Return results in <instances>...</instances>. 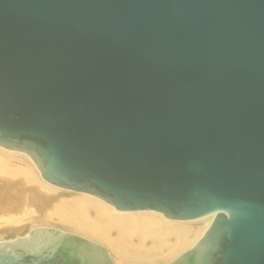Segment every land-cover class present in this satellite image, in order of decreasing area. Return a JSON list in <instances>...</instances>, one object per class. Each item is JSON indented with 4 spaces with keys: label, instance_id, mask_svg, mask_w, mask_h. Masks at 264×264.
I'll use <instances>...</instances> for the list:
<instances>
[{
    "label": "water",
    "instance_id": "obj_1",
    "mask_svg": "<svg viewBox=\"0 0 264 264\" xmlns=\"http://www.w3.org/2000/svg\"><path fill=\"white\" fill-rule=\"evenodd\" d=\"M0 146L118 210L215 213L163 264H264V0H0ZM24 236L0 264H113Z\"/></svg>",
    "mask_w": 264,
    "mask_h": 264
},
{
    "label": "bare ground",
    "instance_id": "obj_2",
    "mask_svg": "<svg viewBox=\"0 0 264 264\" xmlns=\"http://www.w3.org/2000/svg\"><path fill=\"white\" fill-rule=\"evenodd\" d=\"M214 215L180 221L154 210H118L92 194L51 185L25 153L0 146V226L19 230L35 218L56 221L106 246L115 264L173 261L195 245Z\"/></svg>",
    "mask_w": 264,
    "mask_h": 264
},
{
    "label": "rangeland",
    "instance_id": "obj_3",
    "mask_svg": "<svg viewBox=\"0 0 264 264\" xmlns=\"http://www.w3.org/2000/svg\"><path fill=\"white\" fill-rule=\"evenodd\" d=\"M62 194L63 195H66L67 193L66 192H62ZM36 220L35 221H26L22 226L23 227H21V229H19V230H12V229H10L11 227H9L8 225H7V227H6V225H2V226H0V236H2V238H0V239H14V238H17V237H22V236H24L26 233H28V231L31 229V228H34V227H37V226H39V227H42V226H44V227H50V228H54V229H57V230H61V231H65V232H67V233H74V232H70V231H67V230H63L64 228H62L63 227V225L61 224L60 225V223L58 222H54V221H51V220H49V221H47V220H45V219H42V218H35ZM4 227V228H3ZM74 234H76V233H74ZM79 235V234H78ZM82 236V235H81ZM83 237H85V236H83ZM87 238V237H86ZM87 239H89V238H87ZM91 240V239H90ZM93 241V240H92ZM95 242V241H94ZM96 243H98V242H96ZM98 244H100V243H98ZM147 244H150V242L149 241H147ZM100 245H102V244H100ZM103 247H104V249L106 250V252L108 253V255H109V257H110V259H111V261H112V263L113 264H115L114 263V261H113V258H112V256H111V254H110V252L108 251V249L106 248V246H104V245H102Z\"/></svg>",
    "mask_w": 264,
    "mask_h": 264
}]
</instances>
